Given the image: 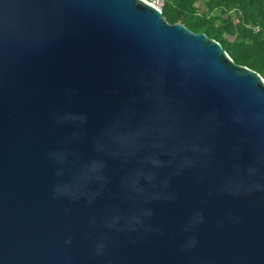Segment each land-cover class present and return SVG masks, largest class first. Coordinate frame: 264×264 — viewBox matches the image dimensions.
<instances>
[{
	"label": "water",
	"instance_id": "1",
	"mask_svg": "<svg viewBox=\"0 0 264 264\" xmlns=\"http://www.w3.org/2000/svg\"><path fill=\"white\" fill-rule=\"evenodd\" d=\"M0 264H264V78L146 0H0Z\"/></svg>",
	"mask_w": 264,
	"mask_h": 264
},
{
	"label": "trees",
	"instance_id": "2",
	"mask_svg": "<svg viewBox=\"0 0 264 264\" xmlns=\"http://www.w3.org/2000/svg\"><path fill=\"white\" fill-rule=\"evenodd\" d=\"M162 16L217 40L264 78V0H162Z\"/></svg>",
	"mask_w": 264,
	"mask_h": 264
},
{
	"label": "built area",
	"instance_id": "3",
	"mask_svg": "<svg viewBox=\"0 0 264 264\" xmlns=\"http://www.w3.org/2000/svg\"><path fill=\"white\" fill-rule=\"evenodd\" d=\"M153 5H155L157 8L161 9V6H162V0H161V3H157V2H151ZM159 4V5H158Z\"/></svg>",
	"mask_w": 264,
	"mask_h": 264
},
{
	"label": "rangeland",
	"instance_id": "4",
	"mask_svg": "<svg viewBox=\"0 0 264 264\" xmlns=\"http://www.w3.org/2000/svg\"><path fill=\"white\" fill-rule=\"evenodd\" d=\"M146 1H148V2H157V3H159V4L161 3V0H146ZM159 4H158V5H159Z\"/></svg>",
	"mask_w": 264,
	"mask_h": 264
}]
</instances>
